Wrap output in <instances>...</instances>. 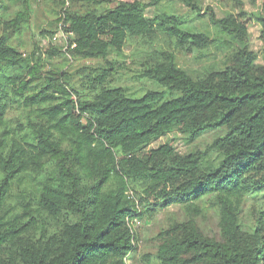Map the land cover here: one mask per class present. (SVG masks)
I'll list each match as a JSON object with an SVG mask.
<instances>
[{"label": "trees", "instance_id": "trees-1", "mask_svg": "<svg viewBox=\"0 0 264 264\" xmlns=\"http://www.w3.org/2000/svg\"><path fill=\"white\" fill-rule=\"evenodd\" d=\"M34 1L0 0V264H127L132 221L172 205L187 218L169 217L157 232L154 264H264V0L254 16L260 53L249 45L250 17L218 19L209 9L235 45L221 66L196 76L176 56L214 40L184 29L176 13L147 17L141 0H59L71 60L102 63L44 68L63 56L57 47L24 56L14 43ZM152 1L201 16L196 0ZM128 43L143 53L136 77L159 89L133 96L114 83L108 57L122 58ZM213 130L223 133L203 148L178 154L168 141L139 154L168 133L191 143ZM247 196L256 198L251 224L242 221ZM203 197L219 239L196 222Z\"/></svg>", "mask_w": 264, "mask_h": 264}, {"label": "rangeland", "instance_id": "rangeland-1", "mask_svg": "<svg viewBox=\"0 0 264 264\" xmlns=\"http://www.w3.org/2000/svg\"><path fill=\"white\" fill-rule=\"evenodd\" d=\"M115 2L131 1V0H114ZM144 6V13L147 17H153L161 11L173 12L180 15L183 19L182 27L189 31H201L212 38L213 45L206 50L197 51L191 55H177L176 64L184 69L188 74L196 76L205 71L217 69L222 65L225 58L230 53L235 45L234 40L225 32L211 23L209 20V9L214 15L220 19L227 15L237 16L245 14L251 18V23L248 28L250 48L257 53H260L261 39L260 25L254 20V16L262 13L261 0H256L255 3L249 0H241L242 5L236 4L233 0H196L201 16H197L189 8L178 2L162 3L156 5L152 0H141ZM63 14L60 12L59 0H35L32 3V12L29 18L28 27L25 31L16 36V42L20 51L24 56H30L33 52L36 53L41 49L46 48L49 44L57 47L63 54L61 57H53L44 62V68L56 66L59 69L72 72L80 64H100L101 60L85 59L72 61L69 53L66 51L67 44L71 38L63 29ZM124 56L116 58L114 54H110L108 59L115 61L117 73L114 76V83L124 87L130 95L139 96L149 89H159V87L146 80L138 79V62L143 55L142 49L136 44L128 43L123 48ZM261 62V58L259 59ZM44 72V71H43ZM75 79H70V84L73 85ZM19 112L12 110L8 113L10 119H14ZM223 133V130H213L204 132L197 137L193 142L188 143L184 135L179 132H172L161 136L152 141L147 146L139 149V154L142 155L147 149L155 148L165 142L172 141L173 147L178 154H184L194 148H203L214 137ZM256 202L253 196H247L243 207L242 221L246 224H251L250 205ZM195 218L202 232L208 236L219 239L220 232L218 227V216L215 210L209 206L207 197L196 201ZM169 217H174L177 221H182L187 218L184 208L179 205H172L161 210L151 221L144 219H134L132 221V229L136 236V248L130 252L127 257V264H146L144 254L150 256V264H154L152 255L156 251L157 241L155 235L157 232L166 227L169 222ZM171 220V219H170Z\"/></svg>", "mask_w": 264, "mask_h": 264}]
</instances>
